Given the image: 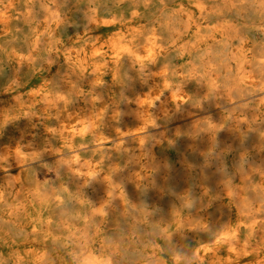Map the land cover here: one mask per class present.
Listing matches in <instances>:
<instances>
[{"label":"clouds","instance_id":"1","mask_svg":"<svg viewBox=\"0 0 264 264\" xmlns=\"http://www.w3.org/2000/svg\"><path fill=\"white\" fill-rule=\"evenodd\" d=\"M0 264H264V0H0Z\"/></svg>","mask_w":264,"mask_h":264},{"label":"bare ground","instance_id":"2","mask_svg":"<svg viewBox=\"0 0 264 264\" xmlns=\"http://www.w3.org/2000/svg\"><path fill=\"white\" fill-rule=\"evenodd\" d=\"M54 71H55V69H54ZM130 122V121H129ZM12 134H15V133H12ZM176 157H175V155H173V159H175Z\"/></svg>","mask_w":264,"mask_h":264}]
</instances>
